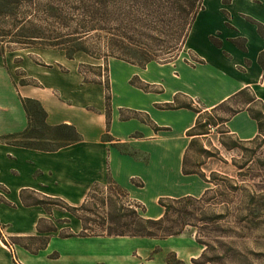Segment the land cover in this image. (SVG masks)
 <instances>
[{"label":"crops","instance_id":"0c3cea01","mask_svg":"<svg viewBox=\"0 0 264 264\" xmlns=\"http://www.w3.org/2000/svg\"><path fill=\"white\" fill-rule=\"evenodd\" d=\"M259 25L264 29V0H203L185 48L174 61L143 68L111 60L110 108L107 85L84 82L72 69L63 71L62 60L49 66L25 62L28 75L40 82L22 85L0 55V136L27 128L22 98L31 97L42 102L49 124H74L84 137L58 151L5 144L10 173L9 181L0 174L3 181L19 197L23 190H36L76 205L93 184L107 180L109 170L133 199L143 201L139 189L158 197L172 193L177 177L198 175L183 172L188 132L199 115L194 109L176 107L185 103L183 98H193L205 110L248 94L264 103V67L259 61L264 32ZM243 39L246 49L236 42ZM241 105L225 125L229 133L248 141L258 135L259 125L248 110L251 104ZM106 133L111 140L103 139ZM13 176L23 182L15 184Z\"/></svg>","mask_w":264,"mask_h":264},{"label":"rangeland","instance_id":"374dc122","mask_svg":"<svg viewBox=\"0 0 264 264\" xmlns=\"http://www.w3.org/2000/svg\"><path fill=\"white\" fill-rule=\"evenodd\" d=\"M10 21L14 22L13 19ZM21 22L20 25H24L22 31L28 25L56 26L55 20L36 17L31 13L25 14ZM100 33L105 32L95 31L94 35ZM5 40L3 46L8 51L6 55H0L6 57L4 59L13 69L12 74L22 85L40 82L28 75L29 72L24 69L25 62L49 66L48 63L62 60L66 64H60L63 71L70 72L72 69L74 73L79 72L84 82L105 83L107 98L110 62L114 57L106 56L104 48L100 51V47H96L91 54L81 51L69 59L63 49L28 46L18 41V35H9ZM95 41L94 37L88 43L91 45ZM182 101L186 103L189 99L183 98ZM230 108L228 104L219 110L204 112L201 125L194 133L210 129L209 124L217 122V116L225 118ZM256 108L261 110L259 106ZM187 140L190 144L192 138L189 136ZM5 144L0 142V174L9 181L8 155L3 149ZM187 158L189 168H199L207 179L214 182H206L199 175H180L173 184L172 193L167 195L158 197L148 189L138 190L147 212L141 207H138V211L146 216H159L164 213L161 197H180L187 193L201 196L200 191L212 189L208 195L211 201L199 211V214L205 213L210 219L205 223L195 220L198 226L189 225L181 234L167 238L63 237L72 230L79 232L81 221L63 206L62 201L45 199L53 209V213L49 214L41 205L32 204L34 200L45 198V193L26 191L24 198L19 197L0 175V264H264V210L259 209L260 206L264 207V166L260 165L261 161L264 162V137L254 142L239 141L220 122L212 126L210 133L197 136ZM171 172H177L175 161L171 164ZM12 179L15 184L23 182L21 177L13 176ZM218 184H221L220 187H217ZM228 185L238 188L233 190ZM112 187L107 180L95 185L91 208L96 207L94 204L98 202L103 210L100 200L115 191ZM194 207L199 208L200 204L189 208ZM77 213L81 216L88 214L86 209ZM197 216L200 218V215ZM53 225L59 231H45Z\"/></svg>","mask_w":264,"mask_h":264},{"label":"trees","instance_id":"16d2710c","mask_svg":"<svg viewBox=\"0 0 264 264\" xmlns=\"http://www.w3.org/2000/svg\"><path fill=\"white\" fill-rule=\"evenodd\" d=\"M230 1L225 0L226 3ZM202 8L203 0H0V54L6 55L8 51L6 46H3L5 39L9 35H18L20 37L18 41L28 46L63 49L69 59H73L81 51L91 54L97 49L96 47H100V51L104 48L106 56L119 58L141 67H147L151 62L168 63L177 59L185 48L193 24ZM27 13L36 17L53 19L56 21V26L28 25L25 31H22L24 25H20L21 18ZM259 29L264 32L262 25H259ZM95 31L105 33L94 35ZM94 37L96 41L89 45L88 42ZM211 39L215 44L222 45V41L215 36ZM236 42L246 49L245 39L242 42ZM161 49L163 52L159 53ZM176 51H178L177 54H175ZM259 61L264 67V52L260 55ZM22 101L29 120L27 128L0 136V142L43 151H58L84 139L83 134L74 124H49L48 112L40 100L25 97ZM245 102L251 104L248 110L259 125L258 135L248 140L254 142L264 137V103L262 100H256L251 94L242 100L233 97L212 108L211 110L216 111L228 104L231 107L225 118L217 116V122H211L210 129L201 133H194V131L201 125L203 113L209 110L201 108L193 98H190L189 102L176 106L191 108L199 113L196 124L188 132L192 140L183 159L184 174H198L206 182H214L212 179H207L199 168H189L188 151L197 136L210 133L212 126H217L220 122L225 124L241 110L240 107H243L241 103ZM107 105L110 108L109 93ZM257 106L261 110L258 111ZM235 137L239 141H244ZM103 139L111 140L112 138L111 135L105 134ZM260 165L264 166V162L261 161ZM107 183L113 185L112 189L115 191L101 198L103 210L98 202L94 204L96 207L91 208L94 192H96L94 186L99 183L92 186L80 205H72L61 197L49 195L34 200L32 204L41 205L49 214H52L53 209L45 199H58L81 221L79 232L72 230L63 237L79 235L167 238L181 234L189 225L198 226L195 220L205 223L210 219L205 213L199 214V211L211 201L208 198L211 188H207L201 196L161 197L160 204L164 207V213L160 217H151L138 211V207H141L144 212H147L146 205L133 199L129 191L115 180L110 170L107 174ZM220 185L218 184L217 187ZM228 186L233 190L238 188L236 185ZM25 192L26 190L22 191V198ZM251 201L255 202L253 199ZM178 204L180 206H177ZM198 204H200L199 208H189ZM81 209H86L88 214L79 215L77 212ZM259 209L264 210V207L260 206ZM197 215H200V218ZM45 231H59V228L53 225Z\"/></svg>","mask_w":264,"mask_h":264}]
</instances>
